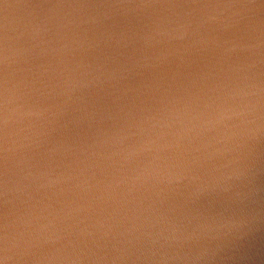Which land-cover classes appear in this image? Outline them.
<instances>
[{
    "label": "water",
    "instance_id": "obj_1",
    "mask_svg": "<svg viewBox=\"0 0 264 264\" xmlns=\"http://www.w3.org/2000/svg\"><path fill=\"white\" fill-rule=\"evenodd\" d=\"M0 264H264V0H0Z\"/></svg>",
    "mask_w": 264,
    "mask_h": 264
}]
</instances>
